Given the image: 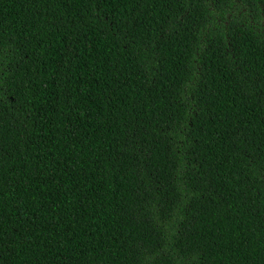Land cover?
<instances>
[{"label":"trees","instance_id":"obj_1","mask_svg":"<svg viewBox=\"0 0 264 264\" xmlns=\"http://www.w3.org/2000/svg\"><path fill=\"white\" fill-rule=\"evenodd\" d=\"M0 264H264V0H0Z\"/></svg>","mask_w":264,"mask_h":264}]
</instances>
